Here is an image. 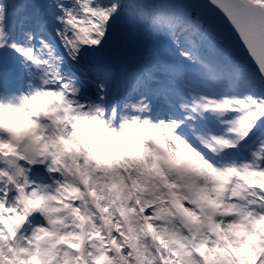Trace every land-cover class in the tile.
<instances>
[{"label":"snow or ice","instance_id":"6c2138e0","mask_svg":"<svg viewBox=\"0 0 264 264\" xmlns=\"http://www.w3.org/2000/svg\"><path fill=\"white\" fill-rule=\"evenodd\" d=\"M0 264H264V0H0Z\"/></svg>","mask_w":264,"mask_h":264},{"label":"rangeland","instance_id":"374dc122","mask_svg":"<svg viewBox=\"0 0 264 264\" xmlns=\"http://www.w3.org/2000/svg\"><path fill=\"white\" fill-rule=\"evenodd\" d=\"M140 53V49L137 46L130 45L124 52H122L118 56H108V59L113 64H120V63H128L133 64L135 63L136 59L138 58Z\"/></svg>","mask_w":264,"mask_h":264}]
</instances>
